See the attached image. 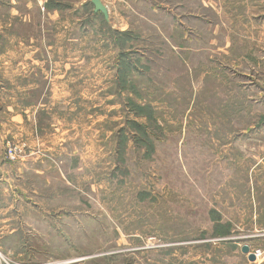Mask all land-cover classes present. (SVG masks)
<instances>
[{"label": "rangeland", "instance_id": "obj_1", "mask_svg": "<svg viewBox=\"0 0 264 264\" xmlns=\"http://www.w3.org/2000/svg\"><path fill=\"white\" fill-rule=\"evenodd\" d=\"M104 1L115 29L85 7L63 32L89 71L64 153L5 143L44 171L0 264H259L264 0Z\"/></svg>", "mask_w": 264, "mask_h": 264}, {"label": "crops", "instance_id": "obj_2", "mask_svg": "<svg viewBox=\"0 0 264 264\" xmlns=\"http://www.w3.org/2000/svg\"><path fill=\"white\" fill-rule=\"evenodd\" d=\"M85 7L101 15L91 0H0V240L15 239L21 232L31 193L29 175L44 171L37 164L8 163L6 141L49 151L70 143L66 135L71 132L72 109L66 96L71 95L72 77L87 78L89 71L86 59L72 55L73 41L63 32L80 29L83 19L72 17ZM109 14L117 24L113 9ZM29 32L31 36H25ZM98 72L97 66L90 71Z\"/></svg>", "mask_w": 264, "mask_h": 264}, {"label": "water", "instance_id": "obj_3", "mask_svg": "<svg viewBox=\"0 0 264 264\" xmlns=\"http://www.w3.org/2000/svg\"><path fill=\"white\" fill-rule=\"evenodd\" d=\"M91 3L95 7V13L101 14L107 21H109V11L108 8L103 4L102 0H91ZM242 252L246 255H249V259L251 262L256 261L255 256L250 253V248L248 246H244L242 248Z\"/></svg>", "mask_w": 264, "mask_h": 264}, {"label": "built area", "instance_id": "obj_4", "mask_svg": "<svg viewBox=\"0 0 264 264\" xmlns=\"http://www.w3.org/2000/svg\"><path fill=\"white\" fill-rule=\"evenodd\" d=\"M20 155H22V153L21 151L18 152L17 148L8 150V157L11 160H17ZM260 236L264 237V233ZM252 254L255 256L256 261H259V264H264V249L259 248V250H254Z\"/></svg>", "mask_w": 264, "mask_h": 264}]
</instances>
